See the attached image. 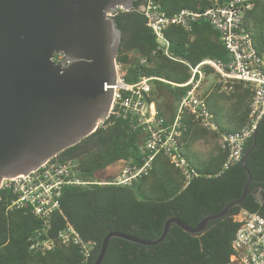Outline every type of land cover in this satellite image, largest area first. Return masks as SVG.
<instances>
[{
    "label": "trees",
    "instance_id": "trees-1",
    "mask_svg": "<svg viewBox=\"0 0 264 264\" xmlns=\"http://www.w3.org/2000/svg\"><path fill=\"white\" fill-rule=\"evenodd\" d=\"M220 1L226 3L229 0ZM160 2L168 15L183 9L202 11L209 6L206 0ZM253 4L246 13L244 28L251 34L258 53L264 54V0H254ZM141 6L140 0L129 11L120 10L114 17L122 32L116 62L128 83L135 84L142 77L155 78L151 82L148 102L155 103L159 117L170 122L188 91L175 84L186 83L191 73L185 65L157 51L158 44ZM213 36L218 40H213ZM166 37L171 43L172 54L194 66L205 59L225 64L232 61L219 34L206 21L195 23L190 31L172 26L166 31ZM58 59L59 56H55L56 62ZM219 91L222 96L234 100L241 111L242 127L245 126L250 119L252 91L240 81L234 82L232 90L218 88L217 93ZM182 121L185 149L198 140H217L220 133L234 132L222 128H219L220 133L210 132L187 111L182 115ZM132 123L130 118L111 117L95 133L54 160L74 161L77 175L87 182L101 181L97 175L108 169L120 167L121 172L128 164L140 166L145 156L146 134L143 128H134ZM255 134V147L247 157L246 165L253 179L264 181V118ZM252 144L253 137L246 142L244 154ZM226 159L227 152L221 150L209 162L191 163L200 175L187 187L182 172L162 155L156 158L149 174L131 186L67 187L60 200V209L52 215L46 232H42L41 219L28 207L10 208L14 196L1 190L0 264H93L110 231L151 241L161 236L167 220L174 217L196 227L204 217L219 214L242 196L247 171L241 161L223 170ZM243 212L264 218V182H252L246 199L230 209L225 217L210 221L204 233L190 234L172 224L165 240L155 246L113 238L102 264H231L236 253L233 241L241 225L235 218ZM67 224L72 225L85 241L96 242L90 258L86 259L79 247L72 244H60L45 254L31 250L35 238L39 241L54 238Z\"/></svg>",
    "mask_w": 264,
    "mask_h": 264
},
{
    "label": "water",
    "instance_id": "water-1",
    "mask_svg": "<svg viewBox=\"0 0 264 264\" xmlns=\"http://www.w3.org/2000/svg\"><path fill=\"white\" fill-rule=\"evenodd\" d=\"M138 1L0 0V186L4 179L39 169L106 122L122 42L109 14L129 11ZM255 138L241 160L248 175L241 198L196 227L171 218L156 240L110 231L93 264L103 263L113 238L155 246L172 224L198 235L210 221L225 217L246 199L252 182H264L253 179L246 165Z\"/></svg>",
    "mask_w": 264,
    "mask_h": 264
},
{
    "label": "built area",
    "instance_id": "built-area-1",
    "mask_svg": "<svg viewBox=\"0 0 264 264\" xmlns=\"http://www.w3.org/2000/svg\"><path fill=\"white\" fill-rule=\"evenodd\" d=\"M206 1L209 6L205 10L183 9L174 15H168L163 10L160 0H145L144 6L141 7L147 25L158 44L157 51L170 60L186 64L191 73L186 83L176 85L186 87L188 91L170 122L159 117L154 103L148 102L151 82L155 78L142 77L135 84L128 83L121 66L116 64L117 79L108 119L130 118L133 120L134 128L144 129L146 137L143 145L145 152L143 163L140 166L128 164L121 170L120 175L110 182H87L77 175V165L74 161L58 162L52 159L28 175L3 180L0 191L7 190L14 196L10 208L28 207L41 219L42 232H46L50 227L52 215L60 209V200L65 188L88 185L131 186L141 177L149 174L154 161L161 155L166 156L182 172L187 187L200 173L183 153L182 137L185 127L182 115L187 111L206 130L220 133L207 101L200 93L207 74L204 66L214 70L223 90H232L234 82L240 81L254 95L249 122L236 132L220 133L221 146L227 152L223 170L242 160L246 142L255 135L264 118V54L258 53L251 34L244 28L246 13L253 8L254 0H229L226 3H221L220 0ZM120 10L125 11L119 8L117 12ZM116 14L109 16L115 17ZM200 21L208 22L219 34L222 44L232 57L229 64L213 60L193 66L172 54L166 31L172 26H180L190 31L192 26ZM61 60L62 57L59 56L57 62ZM156 80L162 79L156 78ZM240 215L242 217L240 221L235 218L241 225L233 241V249L236 253L231 258V264H235V260L238 264H264V218L259 214L248 212ZM60 244L79 247L86 259L91 257L96 247V242L85 241L72 225L67 224L54 238L45 241L35 238L31 250L45 254Z\"/></svg>",
    "mask_w": 264,
    "mask_h": 264
},
{
    "label": "crops",
    "instance_id": "crops-1",
    "mask_svg": "<svg viewBox=\"0 0 264 264\" xmlns=\"http://www.w3.org/2000/svg\"><path fill=\"white\" fill-rule=\"evenodd\" d=\"M213 40L217 41L218 39L216 36H213ZM181 60L192 65L190 62L184 59ZM205 61H213V60L205 59L200 63ZM179 63L185 65L188 68L186 64L182 62ZM204 69L207 74L205 79L203 80L200 93L206 99L208 108L210 112L213 114L217 122V125L219 126V128H222L226 131H234V132L238 131L239 129L242 128L241 111L237 109L233 99H228L222 96L220 91L217 93V89L222 88V85L218 83L214 70L209 66H204ZM175 85H181V84H175ZM221 150L224 149L221 146L220 138H218L217 140L201 139L192 144H189L188 148L186 149L183 144V153L185 157L189 159L188 161L190 163L196 165L209 162L213 157L218 155Z\"/></svg>",
    "mask_w": 264,
    "mask_h": 264
},
{
    "label": "rangeland",
    "instance_id": "rangeland-1",
    "mask_svg": "<svg viewBox=\"0 0 264 264\" xmlns=\"http://www.w3.org/2000/svg\"><path fill=\"white\" fill-rule=\"evenodd\" d=\"M119 172H120V167L119 168H115V169H108L106 171H103V172L99 173L97 175V179L101 180L103 182H106L109 179L112 180L113 178H114L113 180H115L120 175L121 172L120 173ZM236 219L238 221H240L242 219L241 215H238L236 217ZM234 262H235V264H238V261L235 260Z\"/></svg>",
    "mask_w": 264,
    "mask_h": 264
},
{
    "label": "flooded vegetation",
    "instance_id": "flooded-vegetation-1",
    "mask_svg": "<svg viewBox=\"0 0 264 264\" xmlns=\"http://www.w3.org/2000/svg\"><path fill=\"white\" fill-rule=\"evenodd\" d=\"M141 2H142V6L141 7H143L144 4H145V0H141Z\"/></svg>",
    "mask_w": 264,
    "mask_h": 264
}]
</instances>
